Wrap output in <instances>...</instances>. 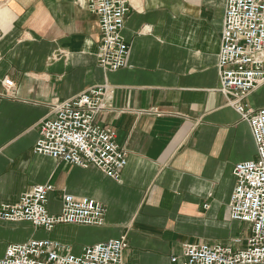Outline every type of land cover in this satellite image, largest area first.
I'll use <instances>...</instances> for the list:
<instances>
[{
  "label": "crops",
  "instance_id": "obj_1",
  "mask_svg": "<svg viewBox=\"0 0 264 264\" xmlns=\"http://www.w3.org/2000/svg\"><path fill=\"white\" fill-rule=\"evenodd\" d=\"M225 0H128L122 37L126 66L97 63L98 18L78 0H0V205L50 184V215L62 197H87L104 209L99 227L1 224L22 236L58 242L79 255L86 246L124 238L127 264H177L184 245L239 250L250 237L232 221V169L256 148L248 125L218 91L217 61ZM14 83L5 95L4 80ZM112 91L97 125L127 152L119 182L33 147L50 106L92 87ZM244 104L264 109V82ZM10 244V243H9Z\"/></svg>",
  "mask_w": 264,
  "mask_h": 264
},
{
  "label": "built area",
  "instance_id": "obj_2",
  "mask_svg": "<svg viewBox=\"0 0 264 264\" xmlns=\"http://www.w3.org/2000/svg\"><path fill=\"white\" fill-rule=\"evenodd\" d=\"M96 14L100 33L97 63L105 71L125 68L129 47L122 37L128 0H78ZM218 91L251 132L256 157L232 169L235 187L228 203L230 219L250 229L246 246L239 250L220 245H184L177 264H264V109H249L244 99L264 82V0H225L224 22L217 61ZM5 95L14 83L3 82ZM112 91L92 87L50 106L51 117L41 121L33 147L37 155L78 166L94 167L115 182L127 165V152L115 143V133L97 125V114L109 107ZM50 184L35 185L15 204L0 205L1 224H29L51 232L57 225L99 227L104 209L93 199L64 195L60 212L50 215ZM124 238L86 246L73 255L68 245L32 239L6 246L0 264H127Z\"/></svg>",
  "mask_w": 264,
  "mask_h": 264
},
{
  "label": "rangeland",
  "instance_id": "obj_3",
  "mask_svg": "<svg viewBox=\"0 0 264 264\" xmlns=\"http://www.w3.org/2000/svg\"><path fill=\"white\" fill-rule=\"evenodd\" d=\"M21 238H22V236H20L19 233L14 232L13 228L1 227V231H0V257H2L5 248L9 243L19 241V240H21Z\"/></svg>",
  "mask_w": 264,
  "mask_h": 264
}]
</instances>
